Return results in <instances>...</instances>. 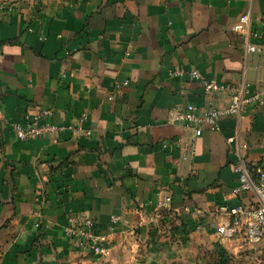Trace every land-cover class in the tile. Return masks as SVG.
<instances>
[{
  "label": "crops",
  "instance_id": "0c3cea01",
  "mask_svg": "<svg viewBox=\"0 0 264 264\" xmlns=\"http://www.w3.org/2000/svg\"><path fill=\"white\" fill-rule=\"evenodd\" d=\"M248 11L264 30V0H0V264H136L144 248L151 262L159 234L217 239L216 206L256 201L252 190L233 193L234 165L264 168V102L200 136L171 111L211 98L175 67L264 90V44L252 39L259 49L247 53L232 29ZM46 107L63 124L87 111L91 135L19 139L13 124ZM165 194L174 211L153 223ZM74 212L96 220L109 257L71 245L64 225ZM112 215L121 216L114 231Z\"/></svg>",
  "mask_w": 264,
  "mask_h": 264
},
{
  "label": "built area",
  "instance_id": "2783aa9c",
  "mask_svg": "<svg viewBox=\"0 0 264 264\" xmlns=\"http://www.w3.org/2000/svg\"><path fill=\"white\" fill-rule=\"evenodd\" d=\"M232 29L244 40L247 53L259 49V45L252 39H259L264 44V30L254 28L251 11L241 14ZM172 74L200 81L205 92L211 95L210 100L204 105L189 102L171 109L173 121L179 126L192 129L196 136H200L205 129L219 130L222 117L232 115L240 120L251 105L264 102V90H252L246 83L234 84L210 79L196 68L175 67ZM127 83L128 81H125V84ZM218 94L227 95L228 105L220 106L215 103L214 96ZM52 114V109L46 107L27 117L26 123L15 122L13 127L16 136L21 140L51 138L58 141L65 131L91 135L92 131L84 126L87 111L82 112L74 122L69 124L55 122L51 119ZM228 140L232 141L233 137ZM184 158H187V155ZM234 166L239 173V183L233 189V193L239 194L252 190L256 194V201L251 204L225 203L216 206L212 210L214 217L217 218L214 222V233L227 251L237 252L240 248L247 246L262 247L264 252V168H259L256 173H253L242 157L235 162ZM173 203L172 194L159 196L154 203L151 222L158 223L166 218L165 214L171 215L174 211ZM184 210L193 214L195 218H198L201 213L200 209L192 210L189 206H185ZM120 221V215H112L110 230L114 231L116 224ZM203 228V224L196 219L192 229L202 230ZM64 234L71 245L80 251L101 258L109 257L112 253V246L106 243L107 238L98 228L96 220L86 212L70 213L64 225ZM253 264H264V259H257Z\"/></svg>",
  "mask_w": 264,
  "mask_h": 264
},
{
  "label": "rangeland",
  "instance_id": "374dc122",
  "mask_svg": "<svg viewBox=\"0 0 264 264\" xmlns=\"http://www.w3.org/2000/svg\"><path fill=\"white\" fill-rule=\"evenodd\" d=\"M7 1L16 2L23 0ZM29 1L42 4L47 0ZM178 232H175L176 236L167 230L165 233L155 237V246L152 251L153 261L150 262L149 258H147V255L151 254V250L149 249L148 252H145L144 248L140 261L136 264H253L257 259H264L262 247L249 248L244 246L240 248V251L230 252L220 245L221 243L212 233ZM125 264H134V261Z\"/></svg>",
  "mask_w": 264,
  "mask_h": 264
},
{
  "label": "trees",
  "instance_id": "16d2710c",
  "mask_svg": "<svg viewBox=\"0 0 264 264\" xmlns=\"http://www.w3.org/2000/svg\"><path fill=\"white\" fill-rule=\"evenodd\" d=\"M248 165H249V164H248ZM249 167L251 168V170H252L253 173H256V170H257V169H254V168H253L252 166H250V165H249ZM194 225H195V222H194V224L191 225V227L194 226Z\"/></svg>",
  "mask_w": 264,
  "mask_h": 264
}]
</instances>
